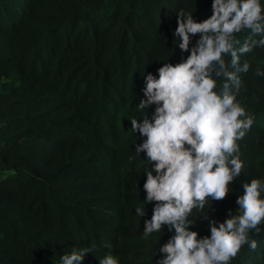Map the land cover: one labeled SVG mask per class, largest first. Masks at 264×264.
Instances as JSON below:
<instances>
[{
    "label": "trees",
    "instance_id": "1",
    "mask_svg": "<svg viewBox=\"0 0 264 264\" xmlns=\"http://www.w3.org/2000/svg\"><path fill=\"white\" fill-rule=\"evenodd\" d=\"M212 3L0 0V264H61L74 247L93 246L83 264H100L107 253L120 264L164 258L160 248L175 233L165 226L143 235L155 206L143 189L152 165L135 152L146 138L131 131L130 119L154 113L155 105L137 107L147 74L190 55L176 47L179 11L202 22ZM249 36L261 38L246 30L241 45ZM245 60L252 67L239 74L238 100L255 120L239 141L244 168L226 199L193 210L190 230L201 238L210 237V220L218 226L236 213L244 183L264 180V77L254 74L264 71V49ZM260 227L250 233L257 248L245 245L231 264H264Z\"/></svg>",
    "mask_w": 264,
    "mask_h": 264
},
{
    "label": "clouds",
    "instance_id": "2",
    "mask_svg": "<svg viewBox=\"0 0 264 264\" xmlns=\"http://www.w3.org/2000/svg\"><path fill=\"white\" fill-rule=\"evenodd\" d=\"M210 18L196 22L181 9L173 35L176 45L188 57L173 65L164 63L158 76H146L141 112L155 105L151 119L147 111L140 120L130 119L131 131L144 139L135 144L136 153H145L151 169H145L143 185L147 204H155L145 221V237L165 226L174 235L160 248L159 264H231L245 245L258 246L250 233L259 235L264 225V180L251 179L236 203L235 214L218 224L209 221L210 237L201 238L190 230L194 209L203 211L209 199L228 197L229 186L240 177L244 163L239 141L254 124L255 117L238 100L251 64L241 57L257 47L264 49V5L261 0H213ZM250 31L241 45L238 34ZM199 36L195 46L192 37ZM175 43V42H174ZM225 57H230V61ZM256 76L264 77L259 66ZM135 213L144 217L146 209ZM208 219V214L203 216ZM94 248V246H93ZM93 248L74 247L61 257V264H83ZM100 264H120L111 254Z\"/></svg>",
    "mask_w": 264,
    "mask_h": 264
},
{
    "label": "rangeland",
    "instance_id": "3",
    "mask_svg": "<svg viewBox=\"0 0 264 264\" xmlns=\"http://www.w3.org/2000/svg\"><path fill=\"white\" fill-rule=\"evenodd\" d=\"M13 85V82H11V83H9V84H6V86H12ZM107 255H109V253H107ZM112 255V254H111ZM113 256H115V255H113ZM115 257H118V256H115ZM119 258V261H120V257H118Z\"/></svg>",
    "mask_w": 264,
    "mask_h": 264
}]
</instances>
